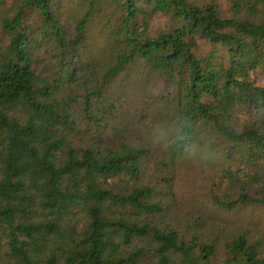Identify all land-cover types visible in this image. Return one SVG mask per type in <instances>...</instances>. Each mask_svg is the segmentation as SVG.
I'll return each mask as SVG.
<instances>
[{"label":"trees","instance_id":"16d2710c","mask_svg":"<svg viewBox=\"0 0 264 264\" xmlns=\"http://www.w3.org/2000/svg\"><path fill=\"white\" fill-rule=\"evenodd\" d=\"M227 1L0 0V264H264V0Z\"/></svg>","mask_w":264,"mask_h":264},{"label":"rangeland","instance_id":"374dc122","mask_svg":"<svg viewBox=\"0 0 264 264\" xmlns=\"http://www.w3.org/2000/svg\"><path fill=\"white\" fill-rule=\"evenodd\" d=\"M216 2L219 4V6L224 10V12L228 11L229 3L227 0H216ZM166 19L163 17H156L154 19V25H159L160 23H163ZM260 83L264 84V75L261 74V72L258 74ZM181 169V170H180ZM179 170L180 173H178L175 187L177 190V193L179 195L180 201L183 200V202L188 206L189 204L193 205L194 202L193 198H195V192L194 190L200 191L202 189V186L205 182L206 173L208 172L209 168L206 167L205 164L202 163L199 164L195 161L189 163L188 165H185L184 167H181ZM197 202H199V199L197 198ZM200 209L204 210V212L209 216V218L213 217L215 218L216 222L226 225V223H230L235 221V218L237 217V214H234L232 212L223 213L218 212L214 210L212 207L203 204L198 205ZM196 206V205H195ZM263 222H262V228L264 229V213H258V216Z\"/></svg>","mask_w":264,"mask_h":264}]
</instances>
